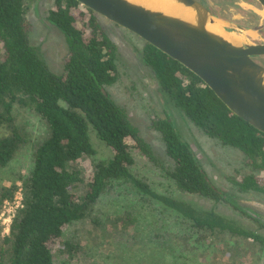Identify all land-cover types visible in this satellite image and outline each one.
Returning <instances> with one entry per match:
<instances>
[{"label":"trees","instance_id":"trees-1","mask_svg":"<svg viewBox=\"0 0 264 264\" xmlns=\"http://www.w3.org/2000/svg\"><path fill=\"white\" fill-rule=\"evenodd\" d=\"M34 1L0 0V170L29 142L26 128L17 123L16 109L31 111L46 129L45 138L34 145L25 174L18 172L9 186L0 184V212L5 201L13 200L16 183L21 189V207L0 239V264H54L53 250L70 257L79 254L82 247L63 240L66 227L77 222H89L125 249L140 245V258L154 264H194L197 254L218 250L235 264L253 250L264 259V234L258 231L264 223L247 214L234 194L211 181L167 113L151 121L171 163L166 177L182 193L230 205L258 230L158 194L149 179L133 173L130 142L152 164L158 162L106 90L118 78L115 43L98 15L86 8L76 11L80 5L74 0H54L46 21L62 35L67 58L62 74L53 73L28 39L24 13L26 3ZM141 51L139 60L151 71L160 94L206 137L239 151L247 167L264 177V134L233 115L178 62L146 42ZM91 132L112 156L82 166L86 157L95 155ZM232 185L236 192L264 193L253 174ZM112 188L131 196L127 208L113 217L99 216L100 201Z\"/></svg>","mask_w":264,"mask_h":264},{"label":"rangeland","instance_id":"rangeland-1","mask_svg":"<svg viewBox=\"0 0 264 264\" xmlns=\"http://www.w3.org/2000/svg\"><path fill=\"white\" fill-rule=\"evenodd\" d=\"M255 5L249 7L239 2L238 8H233L224 15L228 13L229 17L241 20L240 15L246 14V19L248 16L254 17L257 23L264 25V16L262 13L263 17L260 15L261 7ZM53 6L54 0L27 2L24 18L30 44L40 50L43 60L53 73L62 74L63 64L67 58L66 45L62 35L46 21L47 13ZM82 10H85L82 6L76 9V11ZM78 22H82V20ZM104 30L118 50L116 60L118 78L112 85L107 86L106 90L115 103L126 111L130 122L138 129L142 139L152 148L158 162L156 165L152 164L130 142L129 150L134 158L133 173L149 179L158 194L186 201L198 209L213 210L221 216L239 222L246 228L258 230L257 224L238 213L230 205L220 202L214 203L196 195L182 193L166 177L164 172L170 168L171 163L164 153V146L159 133L151 127V121L164 117L165 113L172 119L181 137L190 145L211 181L217 187L234 194L236 203L241 208L246 209L247 214L264 223V193L236 192V188L232 185L233 180L239 181L244 176L253 174L256 181L264 188L263 174L259 170H252L247 167L244 156L236 149L223 147L216 140L206 137L188 122L168 100L162 98L158 93L157 84L151 71L138 61V53L142 52L143 49L142 40L132 37L130 33L128 34L123 30H121L123 33ZM83 32L85 35L88 33L87 30ZM248 35L253 40L257 39L252 33H248ZM236 37L244 38L242 35ZM245 40L251 42L249 39ZM259 42L260 40L257 39V43ZM1 54L2 50H0ZM15 111L17 123L26 128L29 142L18 151L6 168L0 170V184L3 186H9L12 178L18 172L25 174L34 145L46 136L43 122L31 111L25 108H18ZM90 139L95 155L86 157L82 166L93 165L95 162L107 160L112 156L111 149L92 132ZM117 190L114 191L112 188L108 193H104L98 206L99 216L104 214L107 217H113V213L127 208V202L131 196L128 194L127 196L120 195L122 192ZM3 211L2 208L0 212V239L8 233L5 231L4 223L7 214L4 213L1 216ZM258 231L264 234V228ZM63 240L75 242L83 249L73 257H70L66 252L58 253L53 250L54 264H124V262L128 264H135L136 262L154 264L148 259L140 258L138 253L140 245H133L131 248L125 249L119 241L113 240V236H106V233L95 229L89 222H77L66 227ZM214 252L216 253L212 254L208 251L202 255L197 254L194 264H235L227 259L228 253L219 254V250ZM123 260L125 261L123 262ZM239 264H264V259H260L256 250H253L247 259L241 258Z\"/></svg>","mask_w":264,"mask_h":264},{"label":"water","instance_id":"water-1","mask_svg":"<svg viewBox=\"0 0 264 264\" xmlns=\"http://www.w3.org/2000/svg\"><path fill=\"white\" fill-rule=\"evenodd\" d=\"M74 1L178 62L233 115L264 134V68L252 60L264 56V43L233 44L208 30L207 25L219 22L224 32L234 33L195 0H171L189 9L192 20L130 0ZM254 1L264 11V0Z\"/></svg>","mask_w":264,"mask_h":264},{"label":"flooded vegetation","instance_id":"flooded-vegetation-1","mask_svg":"<svg viewBox=\"0 0 264 264\" xmlns=\"http://www.w3.org/2000/svg\"><path fill=\"white\" fill-rule=\"evenodd\" d=\"M197 3H199L202 7H204L207 11L213 14L216 18L222 20L226 25L228 24L229 26L227 27L229 30L234 31L235 36H243L245 39L251 40V42L257 44V39L260 40L259 43H264V25H260V23L256 21V18L248 16L246 19V14L240 15V19H233L229 17L228 13L227 15H224L227 11H231L233 8H238V3L245 4L246 6L249 7H254L257 4L254 0H195ZM257 6H259L257 4ZM253 16L257 17L255 14L251 13ZM99 21L101 22L102 26L104 29L108 31H120L121 30L130 33V35L134 38H138L134 34H132L129 31H126L117 25L109 22L108 20L104 19L101 21L103 18L98 16ZM112 24V25H111ZM123 33V32H122ZM248 33H252L257 37V39L253 40ZM140 39V38H139ZM141 40V39H140ZM143 41V40H142ZM143 41V45H144ZM117 47V46H116ZM118 54V52H117ZM139 54L138 53V59H139ZM118 57V56H117ZM252 60L260 65L262 68H264V56L262 57H254ZM139 63L143 65V63L138 60ZM158 89V87H157ZM160 94V92L158 91ZM161 95V94H160ZM162 98L164 99L165 97L161 95Z\"/></svg>","mask_w":264,"mask_h":264},{"label":"bare ground","instance_id":"bare-ground-1","mask_svg":"<svg viewBox=\"0 0 264 264\" xmlns=\"http://www.w3.org/2000/svg\"><path fill=\"white\" fill-rule=\"evenodd\" d=\"M138 4L144 5L149 8L163 10L171 15L179 16L187 20H192L193 13L180 5H176L171 0H130ZM264 16V11H261ZM222 24L215 22L214 24L207 25V29L222 35L225 39L233 44H240L242 41H245V38H238L235 36V33H228L222 30Z\"/></svg>","mask_w":264,"mask_h":264},{"label":"built area","instance_id":"built-area-1","mask_svg":"<svg viewBox=\"0 0 264 264\" xmlns=\"http://www.w3.org/2000/svg\"><path fill=\"white\" fill-rule=\"evenodd\" d=\"M18 185V189L15 192L14 198L11 201H5L3 203L2 208L4 211L1 213V216H3L4 213L7 214V218L4 220L5 223V231L7 232L9 230V225L11 222V218L15 212V210L18 207H21V189H20V184ZM8 234V233H7Z\"/></svg>","mask_w":264,"mask_h":264}]
</instances>
